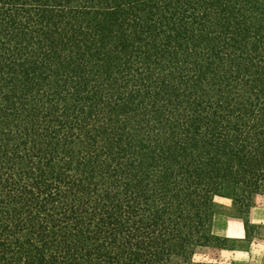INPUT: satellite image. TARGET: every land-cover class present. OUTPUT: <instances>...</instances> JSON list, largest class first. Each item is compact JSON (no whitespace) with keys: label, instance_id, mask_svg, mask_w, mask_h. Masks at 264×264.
<instances>
[{"label":"trees","instance_id":"16d2710c","mask_svg":"<svg viewBox=\"0 0 264 264\" xmlns=\"http://www.w3.org/2000/svg\"><path fill=\"white\" fill-rule=\"evenodd\" d=\"M259 194L264 0H0V264H216Z\"/></svg>","mask_w":264,"mask_h":264},{"label":"crops","instance_id":"0c3cea01","mask_svg":"<svg viewBox=\"0 0 264 264\" xmlns=\"http://www.w3.org/2000/svg\"><path fill=\"white\" fill-rule=\"evenodd\" d=\"M218 205L211 233L224 245L203 249L217 253L216 264L224 263L223 255L230 264H264V195L253 198L245 219L232 200L222 198Z\"/></svg>","mask_w":264,"mask_h":264},{"label":"rangeland","instance_id":"374dc122","mask_svg":"<svg viewBox=\"0 0 264 264\" xmlns=\"http://www.w3.org/2000/svg\"><path fill=\"white\" fill-rule=\"evenodd\" d=\"M224 199V197H217L215 200L216 202H220L221 199ZM225 199H229V198H225ZM231 200V199H230ZM216 245H224L221 242H218ZM222 256V255H221ZM217 253L214 250H204V249H200L197 251L196 256H195V260L196 261H203V262H208V263H215V260L217 258ZM224 257V263H218V264H230V260L228 255H223Z\"/></svg>","mask_w":264,"mask_h":264}]
</instances>
